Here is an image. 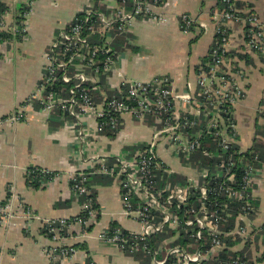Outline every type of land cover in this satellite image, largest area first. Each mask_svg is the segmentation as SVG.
Listing matches in <instances>:
<instances>
[{
  "label": "built area",
  "instance_id": "built-area-1",
  "mask_svg": "<svg viewBox=\"0 0 264 264\" xmlns=\"http://www.w3.org/2000/svg\"><path fill=\"white\" fill-rule=\"evenodd\" d=\"M114 1L119 2L117 17L108 18L87 8L80 19L59 32L45 54L43 80L29 98L28 105L37 100L45 112L61 109L74 117L75 140L82 144L80 153L85 150L88 137L87 126L80 120L81 114L93 116L98 121L99 131L105 126L115 128L125 114L139 122L152 119L151 139L136 153L117 157L111 165L108 164L109 158L91 156L87 164L89 173L119 176L120 215L139 225L137 232L108 227L100 236L102 241L122 252H144L151 256V264H166L165 259L157 257L162 250L175 260L173 264H247L239 254L229 261L220 259L221 252L226 249L227 238L221 223L232 217L228 209L233 203H243L238 211L242 219L254 212L252 190L261 170L257 156L247 159L244 153L250 151L239 147V132L233 116L234 109L245 96V87L238 80L241 72H233L228 65L229 25H242L244 47L249 52L261 54L264 53V26L247 7L239 10L238 0H220L223 6L210 15L217 38L206 60L197 67L194 82L187 81L184 90H176L168 76H154L147 81H132L126 89L122 87L113 96L100 91L101 99L97 101L91 93L96 90L95 86L90 91L87 84L95 85L101 72L111 70L114 54L106 43L91 45L90 36L98 31L103 34L102 28L127 30L140 16L162 22L166 20L161 9L167 0ZM128 4L131 7L129 11L125 9ZM27 15L28 12L23 13V17ZM179 22L184 33L194 28L208 29L207 22L189 14H181ZM0 29L25 39L26 26L23 23L7 27L2 17ZM57 83H71L66 98L46 91ZM23 113L19 109L5 121L17 123L22 120ZM261 113L264 118V109ZM206 138H209V145L204 142ZM197 151L199 156L215 161L213 165L203 166L194 162L192 157ZM163 153L172 157L176 169L163 159ZM233 155L239 156L238 159L233 160ZM238 166L243 170L239 181L236 174ZM158 172L165 175L159 180V186ZM86 174L80 170L70 175L74 195L84 198L76 216L43 219L28 209L23 213L26 218L40 220L45 235L55 246L59 244L58 248L53 246L50 251L59 254L62 264L71 263L77 253L73 246L66 244L67 239L87 237L97 220V209L92 192L86 185ZM33 175L38 180L49 175L51 180L58 176L45 169H34L30 177ZM174 176L184 180L172 181ZM10 209L9 203L0 204L1 221L12 219ZM260 230L264 231V226ZM170 231L176 233L175 240L163 238L159 243L161 249L150 246L151 237ZM228 232L229 237L240 235L247 243L255 239V232H251L246 224ZM177 240L182 243L173 244Z\"/></svg>",
  "mask_w": 264,
  "mask_h": 264
},
{
  "label": "crops",
  "instance_id": "crops-1",
  "mask_svg": "<svg viewBox=\"0 0 264 264\" xmlns=\"http://www.w3.org/2000/svg\"><path fill=\"white\" fill-rule=\"evenodd\" d=\"M0 1L8 7L3 16L7 27L18 23L26 26L25 39L13 36L11 40L0 43V204L9 203L13 214L9 221H1L0 218V264H62L59 254L50 251L55 243L45 235L42 222L24 217L23 211L28 209L43 219L71 218L79 214L84 198L74 195L70 175L80 170L86 171V175H94L87 169L91 156L115 159L133 155L151 139L152 121L139 122L125 114L113 128L117 129L116 133L109 136L103 133L104 128L97 130L98 121L93 116L81 114L80 120L87 126L88 137L85 150L80 153L82 144L75 140L74 117L61 109L45 112L37 100L28 105L29 98L43 80L45 54L59 32L80 19L87 8L108 18L117 17L119 2ZM243 1L251 5L248 8L264 26V0ZM22 7H27V10L21 12ZM130 8V4L125 7L127 11ZM217 9H220L218 0H167L161 9L166 19L163 22L140 16L124 31L102 28L103 34L98 31L90 36L89 42L91 45L106 43L114 54V63L111 70L101 72L96 77V84L91 86H95V92L101 99L100 91L107 95L109 92L117 94L132 81H147L154 76L165 75L176 90H184L187 81L195 80L194 68L208 56L214 36L210 15ZM24 12H28L26 17H23ZM181 14L207 22L208 29L194 28L190 33H184L179 22ZM20 15L22 20L18 22ZM243 30L240 24L229 25L228 65L233 72H241L238 80L246 89L233 116L239 132V147L252 151L256 131L264 127L261 115L264 109V53L246 50ZM240 54L246 55L250 62L240 58ZM19 109L24 112L21 121H5ZM163 159L176 169L175 161L168 153H163ZM259 167L260 176L252 190L251 200L255 210L244 221L248 229L255 232L254 241L247 243L240 235L229 237V230H223L233 242L230 250L247 257V264H264V231L260 230L264 226V163ZM34 169H45L58 176L37 181L30 177ZM111 178L106 184H98L95 178H88V187L95 194L98 207L97 220L87 237L67 239L66 244L77 250L69 264H142L134 256L136 253L122 252L100 239L102 232L114 224L124 231H139L135 221L120 215L119 179ZM71 233L74 234L73 229ZM168 233L173 234L166 237L176 239L175 232ZM159 243L155 249H161ZM173 244L180 245L181 241H173ZM55 247L58 248L59 244ZM157 257L166 261L170 258L165 250ZM151 261L150 257V264Z\"/></svg>",
  "mask_w": 264,
  "mask_h": 264
},
{
  "label": "trees",
  "instance_id": "trees-1",
  "mask_svg": "<svg viewBox=\"0 0 264 264\" xmlns=\"http://www.w3.org/2000/svg\"><path fill=\"white\" fill-rule=\"evenodd\" d=\"M237 7L240 9H243L245 7H251V5L249 4H246L245 1L243 0H238L237 3H236ZM222 3L220 0H218V7H222ZM249 9V8H248ZM27 10V7H22L21 9V12ZM8 12V7L0 1V21H1V18ZM250 13H254L252 10H249ZM243 15V14H242ZM80 17V16H79ZM17 20L18 22L22 20V15L18 16L17 17ZM192 31V29H191ZM190 31V32H191ZM188 32V33H190ZM14 35H12L10 32H8L7 30L5 29H0V43L1 42H4V41H9L13 38ZM217 38V36H213V39H212V43L207 51V53L210 52L211 48L213 47V42L215 41V39ZM96 40H98V38H96ZM100 40H98L99 42ZM92 43H93V40H92ZM117 43V42H116ZM206 53V54H207ZM240 58H244L246 59L247 62H250V60L248 59V57L246 55H239ZM205 58V55L204 57ZM101 59V58H100ZM98 59V60H100ZM198 65V64H196ZM195 71L194 73L196 74V69H197V66L194 68ZM71 83L69 84H61V83H57L56 85L54 86H50L46 89V91L48 92H53L54 94H61L63 95L64 97L65 96H68V88L70 87ZM87 87L90 89L91 91V85L90 84H87ZM125 89V88H123ZM91 93H93L96 97V100H100V97L99 95L97 94V92L95 91H91ZM245 93H246V89H245ZM113 95H116L113 94L112 92H109V96H113ZM152 121V119H148V122L150 123ZM116 130L117 129H113L111 128L110 126H105L104 129H103V133H105L106 135L108 134L109 136H113L115 133H116ZM205 144L206 145H209V138H206L204 140ZM199 151H197L195 154H193V157H192V160L196 163H199L203 166H212L213 163L215 161H212L211 159H208L206 157H201L199 156ZM255 156H257L258 160H259V165L261 163H264V127L261 129H259L258 131H256V136L254 137V140H253V147H252V151L250 152H246L244 153V157H246L247 159H253ZM233 160H237L239 156L237 155H233L231 156ZM115 160L114 159H108V164H112L114 163ZM236 174H237V180L239 181L243 175V170L241 168H239V166L236 168ZM51 177V175H49ZM49 176H46L45 178H49ZM89 177H92V178H95L97 180V183L98 184H106L109 182V180H111V176L109 175H101V174H94V175H86L85 178H86V184L88 186V178ZM31 178H35V180L38 181V177H35L33 175V177ZM162 178H165V175H162L161 172H158V181H157V186H159L160 182L159 181L160 179ZM42 179V178H41ZM172 181H175V180H184L183 177H179V176H174L171 178ZM38 183V182H37ZM89 188V187H88ZM92 198L94 199L95 198V194H93L92 192ZM243 203L241 202H236V203H233L230 205L228 211H230V213L232 214V217L229 218L228 221L226 222H222L221 223V229L224 230V231H227V230H230V229H233L234 227L240 225V224H244V221L246 220V218H243L240 217V215H238V211H239V207L242 205ZM254 205V204H253ZM94 207L96 209H98L97 207V204L95 202V199H94ZM112 227H117V225H113ZM263 228V227H262ZM169 234H173V233H160V234H157L153 237H151V241H150V246L152 248H155V246L166 236H169ZM226 249L221 252L220 254V259L223 260V261H229L232 257H234L235 255L237 254H241V253H236L232 250H230L229 247H231L233 245V242L231 241L230 238H226ZM182 243V242H181ZM228 245V246H227ZM136 258H138V260L142 263V264H150V255L144 253V252H139V253H136ZM242 256V254H241ZM244 257V256H242ZM244 260H247V257H244ZM175 262V260L173 258H169L168 261H166V264H173Z\"/></svg>",
  "mask_w": 264,
  "mask_h": 264
},
{
  "label": "rangeland",
  "instance_id": "rangeland-1",
  "mask_svg": "<svg viewBox=\"0 0 264 264\" xmlns=\"http://www.w3.org/2000/svg\"><path fill=\"white\" fill-rule=\"evenodd\" d=\"M113 178H115V179H119V176L114 175ZM119 180H120V179H119ZM10 213H11V209H10ZM23 213H25V210L23 211Z\"/></svg>",
  "mask_w": 264,
  "mask_h": 264
}]
</instances>
